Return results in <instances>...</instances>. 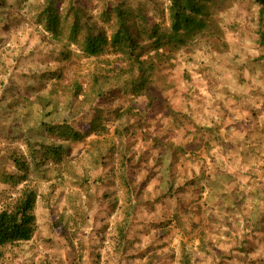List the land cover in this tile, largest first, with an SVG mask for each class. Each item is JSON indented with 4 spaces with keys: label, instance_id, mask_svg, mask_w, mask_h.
Instances as JSON below:
<instances>
[{
    "label": "rangeland",
    "instance_id": "rangeland-1",
    "mask_svg": "<svg viewBox=\"0 0 264 264\" xmlns=\"http://www.w3.org/2000/svg\"><path fill=\"white\" fill-rule=\"evenodd\" d=\"M34 1L0 0V168L9 173L15 172L6 151L23 154L27 152V139L45 140L38 128L42 114H52L55 121L68 118L72 110L79 107L78 101L71 97V83L77 80L85 86L92 73L105 67L107 61L114 60L108 55L85 57L74 46L69 47L70 56L62 59L65 49L35 22ZM155 3L159 9L166 6L165 1L155 0ZM256 12L257 8L249 0L236 3L221 15L226 24L235 23L226 31L228 42L225 41L224 48L213 47L207 53L198 51L190 57L182 54L177 57L171 78L172 88L159 101V109L154 107L145 115L147 125L144 124L143 129L131 124L135 131L128 138V185L118 177L119 157L112 125L104 136L91 135L81 142L68 144V163L60 167L61 173H57L58 166L53 163L29 160V182L38 194L37 229L29 242L6 248L0 264H146L152 254L156 262L163 260L169 247L158 249L160 240L156 237L158 234L155 235V226H148L145 220L148 214L170 212L175 203L170 200L159 203L154 199L173 183V189H180L178 196L181 195L184 201L191 200L193 195L204 201L208 194L211 195L208 190L212 187L211 182H217L218 178L227 180L229 174L238 179L241 176L236 168L240 164V170L247 167L238 153L233 156L235 150L232 147H241L239 140L232 142V135L226 136L225 132H230V127L235 124L232 116H238V108L233 105L235 100L254 104L263 99L264 70L256 59L263 50L252 31ZM153 16L155 21L159 20V15ZM167 23L165 20L164 24ZM247 28H251L249 34ZM166 95L171 97L170 106ZM36 96L51 102L44 113L35 101ZM166 107L179 116H188L182 117L181 129L173 117L166 121L156 119L157 111ZM217 108L220 111L216 112ZM220 113L224 118L215 130L224 138L219 135V139L217 136L213 140L207 136V146L197 140L200 143L198 149L180 151L176 157L174 149L166 147V142L174 141L175 133L176 139H182L180 144L190 143L192 135L184 137L185 132L199 126L201 129L206 124L212 128L209 119ZM77 119L84 124L88 121V114ZM132 128L128 132L133 131ZM197 132L199 136L201 130ZM153 140L156 143L153 144ZM112 142L115 149L109 145ZM247 157L253 168L262 164L255 163L251 153ZM194 172V176L212 174V178L198 181L206 186L201 192H191V188L184 185ZM258 173L264 178L261 171ZM153 174L158 180L153 179ZM10 192L7 186L0 184L1 204ZM130 192L136 200L137 214L129 230L132 245L125 246L123 252L116 255L115 227L124 217L125 206H129ZM208 206L214 207L209 202ZM233 216L237 217L238 212ZM230 220L232 225L235 220L233 217ZM152 229L155 232H150ZM143 230L151 238L150 251L148 240H142ZM171 231L173 235L168 246L173 247L176 257L181 243L197 246L195 234H183L176 227Z\"/></svg>",
    "mask_w": 264,
    "mask_h": 264
},
{
    "label": "trees",
    "instance_id": "trees-1",
    "mask_svg": "<svg viewBox=\"0 0 264 264\" xmlns=\"http://www.w3.org/2000/svg\"><path fill=\"white\" fill-rule=\"evenodd\" d=\"M159 1H165L166 6L159 9L155 0L34 1L35 22L65 49L62 59L70 56L69 47L74 46L85 57L108 55L114 60L107 61L105 67L92 73L85 86L77 80L71 83V97L78 101L79 107L72 110L68 118L55 121L52 114H42L38 128L45 135V140L27 139V154L6 151L15 173L0 168V184L11 190L0 203V259L6 248L29 242L37 229L35 210L38 194L29 182V160L35 163H53L58 166L57 173H61L60 167L68 163V144L81 142L91 135L104 136L112 125L119 157L118 177L128 185V138L135 131L131 124L143 129L144 124L147 125L145 115L154 107L159 109V101L172 88L171 78L176 65L174 62L180 54L190 57L198 51L207 53L210 48L226 46V31L233 28L235 23L226 24L221 15L236 3L248 0ZM249 1L257 8L253 22L255 28L252 31L263 50V54L256 59L258 63L261 62L264 70V0ZM153 14L159 15V20L155 21ZM165 20L168 21L167 24H164ZM246 31L249 34L251 28ZM263 94L264 92L261 93L263 99L254 104L250 101L242 103V99L235 100L233 105L238 108V116H232L235 124L230 127V132H225L226 136L229 133L232 135V142L239 140L241 147H232L235 150L233 156L238 153L237 156L247 165L243 168L245 170H240L241 164L236 168L241 176L238 178L240 182L234 174H229L227 180L218 178L217 182H211L212 187L208 189L211 195L208 194L204 201H200V196L193 195L187 202L181 195L178 196L180 189L174 190L171 183L154 202L170 200L175 203L174 208L170 212L148 214L145 220L148 226H155V235L158 234L156 237L160 240L158 249L169 247V250L167 254H163V260L156 262L152 254L147 258L146 264H264V178L257 174L261 171V175H264ZM46 99L42 96L35 98L42 113L51 103ZM165 99L170 106L171 97L166 95ZM104 103L106 106H103ZM162 110L157 111L156 119L166 121L173 117L179 128L183 125L182 117L188 118L186 114L179 116L170 107ZM218 110L220 111L217 108L216 112ZM221 111L224 113L222 107ZM82 114H88V121L84 124L77 119ZM213 117L209 119V123L214 128L206 124L201 129H198L199 126L195 131L185 132L184 137L192 135L190 143L180 144L182 139H176V133L174 141L165 143L166 147L174 149V157L180 151L190 149L193 152L198 149L200 143L197 140L207 146L209 142L205 137L209 136L214 140L218 136L219 139L218 124L224 116L220 113ZM44 118L50 120L46 121ZM129 128L133 131L128 132ZM199 130L201 133L198 136ZM153 141V144L156 143V140ZM109 145L113 147L115 143ZM248 153L254 155L255 163L262 164L253 168L247 162ZM194 175L195 172L184 185L190 187L191 192H201L206 186L198 181L210 179L212 174ZM153 176V179L158 180L157 176ZM127 199L129 206H125L124 217L114 232L116 255L123 252L125 246L132 245L129 242V230L137 215L136 200L131 192ZM258 201L262 203L258 204ZM208 202L214 207L208 206ZM233 210L238 212L235 218ZM230 217L235 220L232 225ZM174 227L183 234H195L198 241L197 246L181 243L177 257L173 247L168 246ZM150 232L155 231L152 229ZM142 237L143 241L148 240V247L151 238L144 230ZM150 248L151 246L148 247L149 251Z\"/></svg>",
    "mask_w": 264,
    "mask_h": 264
}]
</instances>
